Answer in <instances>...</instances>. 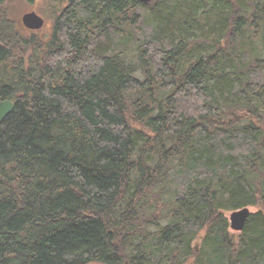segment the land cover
Masks as SVG:
<instances>
[{
	"label": "trees",
	"instance_id": "1",
	"mask_svg": "<svg viewBox=\"0 0 264 264\" xmlns=\"http://www.w3.org/2000/svg\"><path fill=\"white\" fill-rule=\"evenodd\" d=\"M3 1L0 264H264V0Z\"/></svg>",
	"mask_w": 264,
	"mask_h": 264
},
{
	"label": "rangeland",
	"instance_id": "2",
	"mask_svg": "<svg viewBox=\"0 0 264 264\" xmlns=\"http://www.w3.org/2000/svg\"><path fill=\"white\" fill-rule=\"evenodd\" d=\"M49 1L52 3L48 4L47 2ZM62 3L63 0H4L1 9L5 13L7 20L18 28L17 31L21 38L25 39L27 43L31 39L36 40L40 42L43 48L50 40L51 27L55 23V19L61 16L59 10L65 7ZM31 12L41 17L44 21V26L38 31H28L21 25V17ZM256 210V208H249L251 213ZM227 217H229V214H227Z\"/></svg>",
	"mask_w": 264,
	"mask_h": 264
},
{
	"label": "water",
	"instance_id": "3",
	"mask_svg": "<svg viewBox=\"0 0 264 264\" xmlns=\"http://www.w3.org/2000/svg\"><path fill=\"white\" fill-rule=\"evenodd\" d=\"M141 4H149L153 0H136ZM21 22L25 28L29 30H39L43 26V20L37 16L35 13H26L22 16ZM14 108V105L10 101H2L0 102V124L4 120L6 116H8ZM251 212L249 208H245L242 210L234 211L229 214L228 222L229 229L232 232L239 233L244 229L245 223L249 218Z\"/></svg>",
	"mask_w": 264,
	"mask_h": 264
},
{
	"label": "bare ground",
	"instance_id": "4",
	"mask_svg": "<svg viewBox=\"0 0 264 264\" xmlns=\"http://www.w3.org/2000/svg\"><path fill=\"white\" fill-rule=\"evenodd\" d=\"M4 101H10V102H12L11 100H4ZM0 102H2V101H0ZM13 103V102H12ZM14 105V104H13ZM245 208H247V207H245ZM245 208H242V209H245ZM242 209H239V210H242ZM236 211H238V210H236ZM230 230V229H229ZM230 232H232V231H230ZM233 233H236V232H233Z\"/></svg>",
	"mask_w": 264,
	"mask_h": 264
}]
</instances>
